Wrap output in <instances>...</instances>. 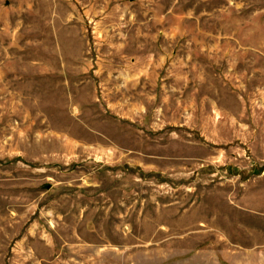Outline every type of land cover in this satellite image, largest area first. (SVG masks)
<instances>
[{
    "label": "rangeland",
    "instance_id": "374dc122",
    "mask_svg": "<svg viewBox=\"0 0 264 264\" xmlns=\"http://www.w3.org/2000/svg\"><path fill=\"white\" fill-rule=\"evenodd\" d=\"M0 264H264V0H0Z\"/></svg>",
    "mask_w": 264,
    "mask_h": 264
}]
</instances>
